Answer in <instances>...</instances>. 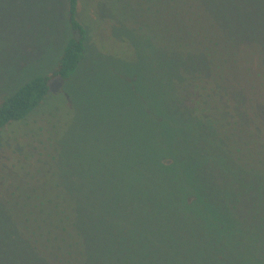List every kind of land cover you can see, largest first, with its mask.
<instances>
[{
	"label": "trees",
	"instance_id": "16d2710c",
	"mask_svg": "<svg viewBox=\"0 0 264 264\" xmlns=\"http://www.w3.org/2000/svg\"><path fill=\"white\" fill-rule=\"evenodd\" d=\"M111 1L0 0V264H264V0Z\"/></svg>",
	"mask_w": 264,
	"mask_h": 264
},
{
	"label": "rangeland",
	"instance_id": "374dc122",
	"mask_svg": "<svg viewBox=\"0 0 264 264\" xmlns=\"http://www.w3.org/2000/svg\"><path fill=\"white\" fill-rule=\"evenodd\" d=\"M32 1V0H30ZM43 1L44 0H33L34 4L37 6V8L39 10L42 9L43 6ZM33 3H27V6L31 7L32 10L35 9V7L32 5ZM110 4L114 7V10L117 11V16L122 15L125 16L126 20L128 22H130V20L132 21V17L134 16V14L130 13L131 9L129 8V12L127 13H122V8H124V5H128V7L130 6H134L136 8H142L141 6L144 5L142 0H112L110 2ZM133 8V7H132ZM110 6L109 4H107L106 0H81L80 3V16L81 19H83L85 25L87 26V29L89 30V32H94L95 36H105V37H109L111 36L115 31L116 28H120V36L121 35H126L127 33L125 32V28H121L122 23L120 24L119 21H115L114 22L111 21V17L113 16L111 11H110ZM40 14V13H38ZM63 15H59L58 18L54 17V21L55 23V27L57 29V31H55V35L59 38V40H63L64 35L67 34V31L65 29V27L62 26L63 22ZM120 27H119V25ZM62 30V32L60 33V31ZM115 30V31H114ZM122 30H124V32H122ZM127 32L128 29H127ZM128 35V34H127ZM141 47V46H140ZM142 50H144L143 47H141ZM142 53V52H141ZM105 57H102V55L92 46L88 47L87 50V54L85 59L82 61V63L79 65V68L77 70V72L75 73V75L68 81H57L54 85H53V91L54 92H58V90L63 91L64 93H66L67 95H72L75 99V103H77L78 105H76V114L78 115L79 121L81 123L78 122V131L82 132V131H86L89 126L87 123V114H86V110L88 109L86 106V102H80L79 99L75 98V94L74 93H84V85L87 82V80L90 77L95 76L98 72H100L101 70H105L106 72H104L105 76H108L110 78L111 81H115L116 78H118L120 75H127L129 72H127V68L123 65H121L119 62L118 65V70L116 73H112L109 68L110 66L115 67L114 65H107L105 68L103 69V67L105 66L106 61L103 59ZM115 61V60H113ZM103 71H101L100 73L102 74ZM138 77L135 75H131V73L128 75L127 78V82H131L134 80H137ZM99 84L98 82L94 83L91 87L92 91H96L98 90ZM110 87V84L109 86ZM120 95L124 98L125 95V91L123 93V91H120ZM53 103L55 101H52ZM99 102V100L97 101V103ZM96 103V104H97ZM120 105V104H119ZM84 112V115H83ZM90 115V114H89ZM85 117V119H83Z\"/></svg>",
	"mask_w": 264,
	"mask_h": 264
}]
</instances>
